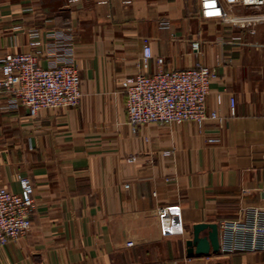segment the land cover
Returning <instances> with one entry per match:
<instances>
[{
  "label": "crops",
  "instance_id": "0c3cea01",
  "mask_svg": "<svg viewBox=\"0 0 264 264\" xmlns=\"http://www.w3.org/2000/svg\"><path fill=\"white\" fill-rule=\"evenodd\" d=\"M57 29L73 35L79 104L30 116L4 107L0 88V187L19 191L26 174L35 197L31 228L0 246V264H264V248L185 244L199 222L256 211L264 223V21L205 19L199 0H0V56L34 38L44 49ZM144 38L165 68L216 70L206 103L223 126L128 123L120 83L138 72ZM160 207H174L181 230H162Z\"/></svg>",
  "mask_w": 264,
  "mask_h": 264
},
{
  "label": "built area",
  "instance_id": "2783aa9c",
  "mask_svg": "<svg viewBox=\"0 0 264 264\" xmlns=\"http://www.w3.org/2000/svg\"><path fill=\"white\" fill-rule=\"evenodd\" d=\"M255 8V12L234 14L232 6ZM202 18H218L240 28L264 21V0H199ZM73 35L66 29L48 32L44 49L37 38L29 49L0 56V88L7 94L4 107H26L30 116L43 108L75 107L81 99L79 70L73 59ZM192 48L198 49L193 42ZM42 59L47 63L43 64ZM154 61V68H150ZM164 58L154 56L147 38L143 39L138 72L121 81L125 93L128 123L135 129L150 123L179 124L216 122L226 118L207 107L210 82L216 75L213 67L195 64L165 68ZM230 115L235 113V98L230 96ZM215 139H210L213 141ZM133 158V157H131ZM19 191L0 187V246L24 236L32 226L35 205L34 185L26 174L17 175ZM174 207H160L159 222L163 231L182 229ZM219 250L223 253L257 251L264 248V223L254 211L251 222L223 218L218 222Z\"/></svg>",
  "mask_w": 264,
  "mask_h": 264
},
{
  "label": "water",
  "instance_id": "95a60500",
  "mask_svg": "<svg viewBox=\"0 0 264 264\" xmlns=\"http://www.w3.org/2000/svg\"><path fill=\"white\" fill-rule=\"evenodd\" d=\"M205 231V234L202 232ZM188 254H207L219 250L218 224L215 222H199L192 225V236L187 239Z\"/></svg>",
  "mask_w": 264,
  "mask_h": 264
}]
</instances>
